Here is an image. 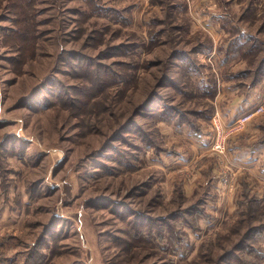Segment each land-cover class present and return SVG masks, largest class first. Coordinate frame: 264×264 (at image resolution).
Listing matches in <instances>:
<instances>
[{
    "label": "rangeland",
    "instance_id": "rangeland-1",
    "mask_svg": "<svg viewBox=\"0 0 264 264\" xmlns=\"http://www.w3.org/2000/svg\"><path fill=\"white\" fill-rule=\"evenodd\" d=\"M263 59L264 0H0V264H264Z\"/></svg>",
    "mask_w": 264,
    "mask_h": 264
},
{
    "label": "trees",
    "instance_id": "trees-1",
    "mask_svg": "<svg viewBox=\"0 0 264 264\" xmlns=\"http://www.w3.org/2000/svg\"><path fill=\"white\" fill-rule=\"evenodd\" d=\"M107 11H109L110 13H114L113 15H116V18H117L116 21L117 22L119 21L120 17H124L123 15H121L120 12L118 13L115 10H113L112 8L107 9ZM124 21H127V19L124 18ZM155 36L156 35H153L152 36V39H155ZM136 50H135V52H138ZM201 50L204 51L205 49H201ZM190 56H191L190 54L189 55H184L183 57H181L180 62H185L184 63V67L187 69L188 73H191L192 74V72L196 71L197 68H196L195 60H193ZM79 59H80V56L77 57L76 60L79 61ZM261 63H262V65L260 67V71L263 72V70H264V59H263V61ZM116 76H117L119 82H122L124 84V82H125L126 79L124 77H121L120 75H116ZM262 77H264V76H262ZM259 78H261V76ZM251 87H252V85H251ZM163 112H166V113H161V114H164L165 115L164 118H167V119L170 118L172 120H176L175 117H178V118L181 117L182 118V115L180 114L181 113V110H178L177 111L175 108L173 110H170V109L168 110L167 108L164 107ZM176 121L181 122L180 119H178ZM182 123L185 124L186 122L182 121ZM131 125H133V123ZM148 137H149V135H146L145 133H144V135L141 136V138L143 139V141L146 142V144L148 143L149 146H151L150 139H148ZM252 198L253 197H251V199ZM260 200L261 199H258L259 202H260ZM258 201H257V203H259ZM133 215L136 218L135 219L136 222H137L136 224H138V226L141 227V229H138L136 232H140V231L143 230L145 232V234L150 235V234H152L155 231V228L159 226L158 227V231H156V233H159V234L162 233L161 236H159V238H162L163 237V234L165 233L164 229L165 230L166 229H169L168 228L169 227V223L166 222V221H170V219H159V218L152 219V218H149V217H146V216H142L139 213H134ZM177 219H178V217H177ZM172 220L175 221L176 219L175 218H172ZM263 232H264V227L263 228H258L256 231H254V233L252 234V236H251L250 239H253V241L256 242L257 241V238H258V235L261 234V233H263ZM232 234L234 235V233H232ZM221 239L222 238H220L219 243H221ZM243 246H244L243 247L244 248V251L247 249V251H249L251 253H254V254L258 253V250H255V251H254V249L252 250L253 247L250 244H248V243L244 244ZM240 263H241V261H240ZM227 264H239V262L238 263L235 262V256L233 255L227 261Z\"/></svg>",
    "mask_w": 264,
    "mask_h": 264
},
{
    "label": "crops",
    "instance_id": "crops-1",
    "mask_svg": "<svg viewBox=\"0 0 264 264\" xmlns=\"http://www.w3.org/2000/svg\"><path fill=\"white\" fill-rule=\"evenodd\" d=\"M206 2H207V0H206ZM209 2L212 3V0H209ZM211 7L213 8L215 6L211 5ZM194 13H199V17L200 18L197 20V22H199V24L208 18V16L204 14L205 12H203V9H201V8L200 9H197V10L194 9ZM247 103H249V100L247 101V98H246V100H244V102L242 104H240L241 106H239V108L237 109V112L235 111L236 109L235 110H232V112H236V117L239 116L238 111H241V110L244 111L247 108V105H248ZM247 112H249V111H247ZM247 112H244V113H247ZM222 122L223 123H226L224 121H222ZM258 134H259L258 131H255L254 128H251L246 133V135L243 136V138L248 139V141H247L248 142L247 143L248 148H244L243 149L244 152H246V154L243 153V155H241V156L235 154V156H237L236 157L237 160H235V163H232L235 166H237V167L240 168L238 170H245V169H247V170H249L251 172H256L253 167L252 168H249L248 166H246L245 165L246 162H249L250 165H252L254 163H257V162L264 163V143H258V142H256V140H258ZM237 150H239V148ZM257 157H259V158L257 159ZM241 167L244 168V169H242ZM228 196H229L230 199H232V195L231 194H228Z\"/></svg>",
    "mask_w": 264,
    "mask_h": 264
},
{
    "label": "built area",
    "instance_id": "built-area-1",
    "mask_svg": "<svg viewBox=\"0 0 264 264\" xmlns=\"http://www.w3.org/2000/svg\"><path fill=\"white\" fill-rule=\"evenodd\" d=\"M150 1V0H147ZM261 109H259L260 111ZM258 111V112H259ZM251 115L242 117L238 119L229 129H225L222 127L221 123L215 120V128H216V141L213 144V150L219 152L220 154H224L226 151V138L228 135L232 134L233 132L242 129L245 127V123L247 119L250 118ZM227 132V134L225 133Z\"/></svg>",
    "mask_w": 264,
    "mask_h": 264
},
{
    "label": "bare ground",
    "instance_id": "bare-ground-1",
    "mask_svg": "<svg viewBox=\"0 0 264 264\" xmlns=\"http://www.w3.org/2000/svg\"><path fill=\"white\" fill-rule=\"evenodd\" d=\"M229 136V135H228Z\"/></svg>",
    "mask_w": 264,
    "mask_h": 264
}]
</instances>
